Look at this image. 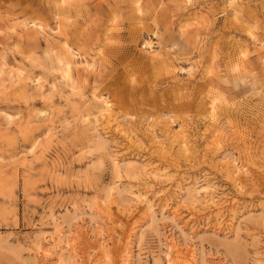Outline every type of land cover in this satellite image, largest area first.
Masks as SVG:
<instances>
[{
  "label": "rangeland",
  "instance_id": "374dc122",
  "mask_svg": "<svg viewBox=\"0 0 264 264\" xmlns=\"http://www.w3.org/2000/svg\"><path fill=\"white\" fill-rule=\"evenodd\" d=\"M0 264H264V0H0Z\"/></svg>",
  "mask_w": 264,
  "mask_h": 264
}]
</instances>
